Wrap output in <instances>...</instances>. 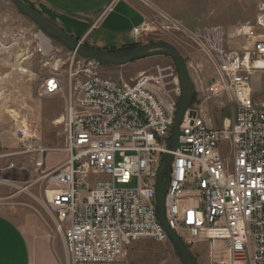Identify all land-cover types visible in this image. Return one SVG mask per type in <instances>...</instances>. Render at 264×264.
<instances>
[{
	"label": "built area",
	"instance_id": "1",
	"mask_svg": "<svg viewBox=\"0 0 264 264\" xmlns=\"http://www.w3.org/2000/svg\"><path fill=\"white\" fill-rule=\"evenodd\" d=\"M251 1L253 20L231 32L165 20L213 71L204 95L185 110L177 147L162 172L167 226L186 248L207 244L209 264H264V82L259 91L253 85L255 74L264 75V0ZM147 31L144 21L131 36ZM72 53L63 74L56 64L39 90L40 96L63 97L64 145L55 150L65 161L45 170L48 149L36 143V130L26 121L14 137L39 172L35 181L46 182L44 197L67 264H129L132 243L168 242L156 215L155 185L170 152L178 73L172 63L118 82L102 74L97 61ZM210 98L225 100L230 117L220 125L204 104ZM9 155L0 151V159ZM217 243L227 258L213 257Z\"/></svg>",
	"mask_w": 264,
	"mask_h": 264
},
{
	"label": "rangeland",
	"instance_id": "2",
	"mask_svg": "<svg viewBox=\"0 0 264 264\" xmlns=\"http://www.w3.org/2000/svg\"><path fill=\"white\" fill-rule=\"evenodd\" d=\"M128 1L143 15L148 28L147 33L138 39L129 37L128 43L140 46L163 42L172 46L185 62L193 82L194 97L198 98L204 95V89L212 79V67L207 57L191 45L183 32L166 28V18L176 20L191 30L220 25L231 32L251 22L256 13L255 3L251 0ZM119 3L111 10L104 25L94 33L103 35L110 44L127 40L132 27L138 26L141 20L133 16L136 14L128 13L123 2ZM40 34L50 43V48L43 53L39 51V45L44 43ZM72 52L41 32L10 0H0V151L10 153L0 159V214L11 219L30 240L31 264H67V261L63 238L55 233L52 211L44 197L46 182L35 181L39 172L32 166L31 157L20 152L22 147L17 144L14 131L22 121L36 130V143L48 149L45 170L65 161V154L55 150L64 145L63 125L56 122L63 112V97L59 94L40 96L39 90L56 64L61 66L59 72L63 74ZM77 57L82 56L76 53L75 59ZM172 63L169 57L152 56L125 65H101L100 71L114 81L132 82L142 74L153 72L156 66ZM253 78L255 90H261L264 75L255 74ZM204 104L215 125L230 117L223 98L220 101L210 98ZM9 163L13 164L10 168L7 167ZM165 184L164 178V187ZM42 237H46L48 242L46 250L40 245ZM187 249L194 264L210 263L207 244L197 243ZM213 257L227 258L220 243H217ZM126 258L129 264H182L169 241H136L127 249Z\"/></svg>",
	"mask_w": 264,
	"mask_h": 264
},
{
	"label": "water",
	"instance_id": "3",
	"mask_svg": "<svg viewBox=\"0 0 264 264\" xmlns=\"http://www.w3.org/2000/svg\"><path fill=\"white\" fill-rule=\"evenodd\" d=\"M20 13L28 17L41 32L52 38L78 55L97 61L98 63H106L112 65H125L136 60L152 57L166 56L174 63L181 90V95L176 108L174 121L171 128L170 152L164 155L161 164L157 169L156 185H155V207L156 215L160 225L168 237L171 246L177 252L182 264H194L188 249L179 239V237L167 226L164 216V192L162 187V172L166 169L171 160V151L177 147V137L179 133V125L185 110L191 103L194 93V86L189 75L188 69L180 54L169 44L163 42H152L140 45L122 53H113L103 50H95L85 47L81 40H77L70 34L66 33L60 26L46 18L45 16L34 12L23 0H10Z\"/></svg>",
	"mask_w": 264,
	"mask_h": 264
},
{
	"label": "crops",
	"instance_id": "4",
	"mask_svg": "<svg viewBox=\"0 0 264 264\" xmlns=\"http://www.w3.org/2000/svg\"><path fill=\"white\" fill-rule=\"evenodd\" d=\"M28 1L37 11L60 26L66 33L95 48H117L118 45L130 41L131 31L136 26L130 30L127 40H120L114 44L108 43L103 35L94 34L104 25L111 10L119 1L123 2L122 5L128 13L136 14L133 16L141 19L138 26L145 21L143 15L128 0ZM40 245L44 250L48 248L46 237L41 238ZM31 260L32 245L30 240L11 219L0 214V264H31Z\"/></svg>",
	"mask_w": 264,
	"mask_h": 264
},
{
	"label": "trees",
	"instance_id": "5",
	"mask_svg": "<svg viewBox=\"0 0 264 264\" xmlns=\"http://www.w3.org/2000/svg\"><path fill=\"white\" fill-rule=\"evenodd\" d=\"M24 1V3H26L34 12H36V13H38V14H41L39 11H37L36 9H35V7L33 6V4L31 3V2H29L28 0H23ZM77 40H79V38H76ZM83 45L85 46V47H89V48H93V49H95V50H103V51H108V52H113V53H122V52H124V51H128V50H130V49H133V48H135V47H138V44H136V43H126V44H123L121 47H119V48H115V47H110V48H108V49H106V48H101V49H99V48H95V47H91V46H88L87 44H85V43H83ZM100 65H109V64H106V63H100ZM194 93H193V97H192V101H193V99H194Z\"/></svg>",
	"mask_w": 264,
	"mask_h": 264
},
{
	"label": "bare ground",
	"instance_id": "6",
	"mask_svg": "<svg viewBox=\"0 0 264 264\" xmlns=\"http://www.w3.org/2000/svg\"><path fill=\"white\" fill-rule=\"evenodd\" d=\"M40 38L44 41V43L42 42V45L44 46V49L46 50V49H48V48H50L49 47V40H48V38H46L43 34H40ZM58 124H60L61 123V119H60V117L58 118V120L56 121Z\"/></svg>",
	"mask_w": 264,
	"mask_h": 264
}]
</instances>
